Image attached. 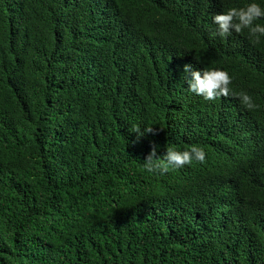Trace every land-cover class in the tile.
I'll use <instances>...</instances> for the list:
<instances>
[{"label": "trees", "instance_id": "trees-1", "mask_svg": "<svg viewBox=\"0 0 264 264\" xmlns=\"http://www.w3.org/2000/svg\"><path fill=\"white\" fill-rule=\"evenodd\" d=\"M245 2L0 0V264H264V38H209ZM192 144L205 163L143 171Z\"/></svg>", "mask_w": 264, "mask_h": 264}, {"label": "clouds", "instance_id": "clouds-1", "mask_svg": "<svg viewBox=\"0 0 264 264\" xmlns=\"http://www.w3.org/2000/svg\"><path fill=\"white\" fill-rule=\"evenodd\" d=\"M262 18H264V0H246L239 7H229L226 11L212 16L215 28L209 32V38L223 39L233 32L246 31L254 43H259L264 38V23L257 21ZM184 80L187 83V91L202 97L205 101H215L221 96L237 95L230 88L233 77L228 71L220 68L194 69L186 64L184 65ZM238 98L243 107L248 110H253L258 106L247 92H240ZM131 131L135 132L137 137L143 134L140 131V125L133 126ZM144 131L150 132L151 127L145 126ZM158 147V145H153L143 159L142 169L146 173L163 175L170 169H180L194 162L205 163L206 152L200 145L192 144L183 150L169 147L162 156L157 155Z\"/></svg>", "mask_w": 264, "mask_h": 264}]
</instances>
